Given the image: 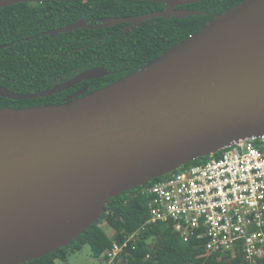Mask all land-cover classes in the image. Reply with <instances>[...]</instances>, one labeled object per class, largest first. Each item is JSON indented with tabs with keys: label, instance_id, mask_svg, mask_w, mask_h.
<instances>
[{
	"label": "water",
	"instance_id": "1",
	"mask_svg": "<svg viewBox=\"0 0 264 264\" xmlns=\"http://www.w3.org/2000/svg\"><path fill=\"white\" fill-rule=\"evenodd\" d=\"M108 0H0L27 3ZM166 6L140 18L204 16L177 10L206 0H133ZM84 28L80 20L52 38ZM6 46H0V50ZM88 70L53 89L0 97L31 101L107 77ZM61 105L0 109V264H27L68 247L111 199L220 152L264 138V0H244L116 83Z\"/></svg>",
	"mask_w": 264,
	"mask_h": 264
},
{
	"label": "trees",
	"instance_id": "2",
	"mask_svg": "<svg viewBox=\"0 0 264 264\" xmlns=\"http://www.w3.org/2000/svg\"><path fill=\"white\" fill-rule=\"evenodd\" d=\"M244 0H206L177 10H200L207 16L152 18L142 24L121 23L103 29L84 28L52 38L49 31L86 20L96 28L106 18L135 17L164 12L166 6L143 1H73L12 5L0 9V87L32 95L66 83L94 67L113 74L85 82L65 93L31 101L0 97V109L61 105L73 92L88 87L92 93L134 73ZM131 27L126 31L125 28ZM191 164V163H190ZM189 165V164H188ZM153 182L147 184L151 185ZM145 186V187H146ZM144 187L111 199L103 217L68 247L27 264H56L90 245L95 258H106L113 242L123 243L148 220ZM102 224L107 226L102 228ZM114 264H264L250 263L242 253L235 257L210 254L195 242L185 244L171 224L158 223L128 243Z\"/></svg>",
	"mask_w": 264,
	"mask_h": 264
},
{
	"label": "built area",
	"instance_id": "3",
	"mask_svg": "<svg viewBox=\"0 0 264 264\" xmlns=\"http://www.w3.org/2000/svg\"><path fill=\"white\" fill-rule=\"evenodd\" d=\"M145 186L149 218L123 243L113 242L106 264L158 223L210 254L242 253L250 263L264 257V138L235 142Z\"/></svg>",
	"mask_w": 264,
	"mask_h": 264
},
{
	"label": "rangeland",
	"instance_id": "4",
	"mask_svg": "<svg viewBox=\"0 0 264 264\" xmlns=\"http://www.w3.org/2000/svg\"><path fill=\"white\" fill-rule=\"evenodd\" d=\"M201 161H199L200 163ZM191 163L190 165H193ZM198 164V163H197ZM106 228V231H109L107 229V226L105 224H102V228ZM56 264H106L104 258H95L92 248L90 245H85L82 247L80 251H76L75 253H71L68 256L67 261H61L58 260Z\"/></svg>",
	"mask_w": 264,
	"mask_h": 264
},
{
	"label": "flooded vegetation",
	"instance_id": "5",
	"mask_svg": "<svg viewBox=\"0 0 264 264\" xmlns=\"http://www.w3.org/2000/svg\"><path fill=\"white\" fill-rule=\"evenodd\" d=\"M192 11H200V10H192ZM200 12H203V11H200ZM205 13H207V12H205ZM207 15H208V13H207ZM207 15H204V16H207ZM216 17V16H215ZM214 17V18H215ZM116 26V25H115ZM99 27V26H98ZM98 27H96L95 29H92V30H96V29H98ZM111 27H113V26H111ZM108 28V27H107ZM130 28L131 27H127V28H125V30L126 31H128V30H130ZM95 68H104L105 70H107L105 67H94V68H91V69H89V70H92V69H95ZM86 71H88V70H86ZM86 71H84V72H86ZM108 72H109V75H111V74H113V72L112 71H109V70H107ZM83 72V73H84ZM80 74H82V73H80ZM80 74H78V75H80ZM78 75H75V76H73V77H71L72 79H74L75 77H77ZM108 75V76H109ZM107 76V77H108ZM105 78V77H104ZM72 79H70V80H72ZM102 79V78H101ZM86 82H89V81H86ZM83 83H85V82H83ZM83 83H81V84H83ZM81 84H79V85H81ZM79 85H77V86H79ZM77 86H75V87H77ZM75 87H73V88H75ZM73 88H71V89H73ZM88 89L89 90V88L88 87H82L81 89H79V90H77V91H75V92H73L71 95H69L68 96V98H67V100H69V99H71L72 97H74L75 95H77L80 91H83V90H85V89ZM70 89V90H71ZM69 91V90H68ZM67 92V91H66ZM65 93V92H64ZM86 93H88V91L86 92ZM66 100V101H67Z\"/></svg>",
	"mask_w": 264,
	"mask_h": 264
}]
</instances>
